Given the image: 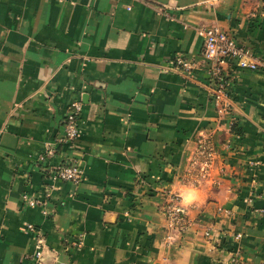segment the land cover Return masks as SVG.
<instances>
[{"label": "crops", "instance_id": "obj_1", "mask_svg": "<svg viewBox=\"0 0 264 264\" xmlns=\"http://www.w3.org/2000/svg\"><path fill=\"white\" fill-rule=\"evenodd\" d=\"M198 26L258 61L220 66L217 105ZM74 101L70 149L55 139ZM69 157L80 181L49 179ZM170 193L187 226L167 243ZM28 223L44 264H264V0H0V264H32Z\"/></svg>", "mask_w": 264, "mask_h": 264}, {"label": "built area", "instance_id": "obj_2", "mask_svg": "<svg viewBox=\"0 0 264 264\" xmlns=\"http://www.w3.org/2000/svg\"><path fill=\"white\" fill-rule=\"evenodd\" d=\"M195 30L202 38L201 55L203 59L211 62L209 75L211 79L215 80L213 100L217 105L218 100L225 93V85L222 77L219 75L220 66L226 61L232 60L239 68L253 70L258 66V61L250 49L236 43L230 34L216 26H198ZM172 63L174 66L185 71H189L195 67V63L191 59L184 58L181 54L175 55L172 59ZM78 112V102L74 101L69 105V109L61 123V134L55 139V142L62 143L70 149L78 133ZM53 152L54 147L50 145L44 155H50ZM214 152V147L208 139L199 138L197 140L192 166L199 176H203L207 171ZM47 175L51 180L66 181L75 185L80 181L82 171L78 160L74 157H69L51 166L49 170H47ZM22 201L29 206L43 205V201L26 194H22ZM178 201V193L167 194L166 200L161 208L166 221L165 229L167 233H165L164 239L167 243L172 239V235L183 232L187 226L184 210L179 205ZM42 213L46 214L47 212L43 209ZM26 229L33 235L34 248L31 255L32 264H44L43 236L30 223L26 225ZM204 235H208V232H204ZM239 236L238 233L235 234V237ZM231 262L233 264L236 263L234 257L231 259Z\"/></svg>", "mask_w": 264, "mask_h": 264}]
</instances>
